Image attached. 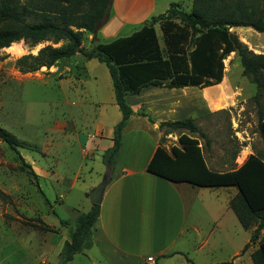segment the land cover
<instances>
[{
    "label": "rangeland",
    "instance_id": "rangeland-1",
    "mask_svg": "<svg viewBox=\"0 0 264 264\" xmlns=\"http://www.w3.org/2000/svg\"><path fill=\"white\" fill-rule=\"evenodd\" d=\"M173 2L180 4L183 12L191 10V0ZM112 15L111 5L108 20ZM99 30L98 42L113 40L101 37ZM128 30L125 28L118 37ZM243 30L249 29L237 28L238 32ZM157 36L160 38L158 30ZM236 36L248 50L264 55V34L250 30ZM87 39L85 36L83 41L86 48L90 46ZM46 44L29 47L19 42L13 49L0 50V127L25 145L16 148V154L0 141V264L59 262L76 217L91 208V191L85 186L94 176L90 170L97 163H93L92 155L82 157L81 150L86 148L83 144L89 146L98 140L94 137L97 121H102L105 132L120 114L108 71L96 60L87 67L91 79L82 87L74 75L77 72L65 74L59 63L34 73L19 71L16 60L22 55H35ZM208 88L216 100L198 106L200 95L193 88L195 96L186 93V109L176 115L175 120L192 119L195 132L156 124L161 133L158 144L170 151L173 146L179 147V135L195 138L206 164L216 172L236 169L249 155L264 160L263 137L258 129L260 116L264 118V92L256 99L258 89L242 75L234 53L224 61L221 82ZM202 95L207 97V90H202ZM157 98L161 100L163 96ZM134 125L122 138L119 154L124 162H128L132 152L143 155L153 144L154 134L147 127H137V122ZM32 167L46 174L37 176ZM208 191L219 204H225L235 188ZM249 234L241 228L242 243ZM198 257L202 259V255ZM69 264L85 262L76 255Z\"/></svg>",
    "mask_w": 264,
    "mask_h": 264
},
{
    "label": "trees",
    "instance_id": "trees-1",
    "mask_svg": "<svg viewBox=\"0 0 264 264\" xmlns=\"http://www.w3.org/2000/svg\"><path fill=\"white\" fill-rule=\"evenodd\" d=\"M111 5L112 0H0V50L19 42L29 47L47 43L35 55H22L16 60L22 73L49 69L60 61L73 59H95L106 67L121 118L113 128L112 146L102 155L105 166L116 164L122 130L133 114L125 98L139 94L143 88L202 89L218 85L223 78L224 60L234 53L242 75L258 89L256 99L264 92V55L248 50L229 31L240 27L264 34V0H192L187 13L171 5L131 35L100 43L97 32L108 21ZM155 25L159 26L160 38ZM85 36L92 37L87 48L83 46ZM59 43L62 44L55 46ZM148 120L153 123L151 117ZM161 126L195 132L192 119L163 122ZM258 129L264 145L261 116ZM0 141L16 154V148L25 146L1 127ZM178 144L170 151L159 145L146 172L193 187L236 188L229 207L243 229L255 226L243 250L257 243L251 254L252 264H264V160L249 155L236 169L216 172L207 167L197 139L181 134ZM98 216L99 205H92L88 212L76 217L57 264L70 262L91 245V231Z\"/></svg>",
    "mask_w": 264,
    "mask_h": 264
},
{
    "label": "crops",
    "instance_id": "crops-1",
    "mask_svg": "<svg viewBox=\"0 0 264 264\" xmlns=\"http://www.w3.org/2000/svg\"><path fill=\"white\" fill-rule=\"evenodd\" d=\"M173 1L113 0V15L99 30L101 37L115 39L127 27L129 30L123 36H129L151 17L165 13L171 5H177L181 9L180 4ZM237 28L229 31L237 35L239 32L244 34L252 30L246 28L249 30L238 32ZM154 30L156 34L157 30L160 33L158 25L154 26ZM91 38L88 36L89 44ZM93 60L95 59H73L58 63L62 65L65 74L72 75L75 70L77 73L74 75L79 78V86L82 87L91 79L87 67ZM193 88L196 89L146 87L139 94L125 98L133 114L122 130V138L129 126H135L136 122L137 127H147L154 134L151 148L143 155L132 152L128 162H124L120 154L113 167H107L102 162L103 153L112 146L113 128L119 122L121 114L116 116L117 122H112L105 132L102 121L96 122L94 137L98 140L91 142L89 146L84 143L86 148L81 150L83 158L92 155L93 163H97L96 168L90 170L94 176L90 177L85 188L91 191L104 174L110 173L111 176L102 193L99 216L92 227L91 245L75 254L68 264L73 262L76 255L81 256L85 264H144L147 257H152L155 264H252L251 254L256 250L257 243L250 244L245 250L243 248L249 243V236L255 227L246 230L250 234L242 243L239 239L242 227L229 207L230 199L237 193L236 188L228 194L225 204H219L209 195L210 188L169 182L145 170L159 146L161 133L156 124L179 121L175 120L176 115L186 109V93L195 96L191 91ZM208 89L197 88L200 95L198 106L203 103L208 105L217 99ZM202 90H207L206 98L203 97ZM159 95L163 99L159 100ZM142 107H145L144 112ZM140 113L151 117L153 123ZM122 145L123 143L121 148ZM33 169L37 176L46 174L45 171ZM261 232L263 236L264 230ZM199 254L202 259L198 257Z\"/></svg>",
    "mask_w": 264,
    "mask_h": 264
},
{
    "label": "water",
    "instance_id": "water-1",
    "mask_svg": "<svg viewBox=\"0 0 264 264\" xmlns=\"http://www.w3.org/2000/svg\"><path fill=\"white\" fill-rule=\"evenodd\" d=\"M110 173L104 174L100 183L96 185L94 189L91 190L89 194V201L91 205H99L102 199V193L105 186L108 184L110 180Z\"/></svg>",
    "mask_w": 264,
    "mask_h": 264
},
{
    "label": "built area",
    "instance_id": "built-area-1",
    "mask_svg": "<svg viewBox=\"0 0 264 264\" xmlns=\"http://www.w3.org/2000/svg\"><path fill=\"white\" fill-rule=\"evenodd\" d=\"M144 264H155V261L152 257H147Z\"/></svg>",
    "mask_w": 264,
    "mask_h": 264
},
{
    "label": "bare ground",
    "instance_id": "bare-ground-1",
    "mask_svg": "<svg viewBox=\"0 0 264 264\" xmlns=\"http://www.w3.org/2000/svg\"><path fill=\"white\" fill-rule=\"evenodd\" d=\"M14 45H17V43H13L10 47L5 48V49H13V46H14Z\"/></svg>",
    "mask_w": 264,
    "mask_h": 264
}]
</instances>
